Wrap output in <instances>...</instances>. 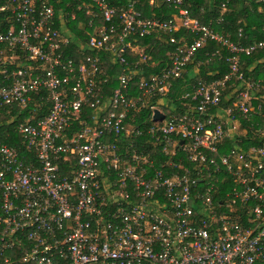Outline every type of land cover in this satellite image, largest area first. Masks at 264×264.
Wrapping results in <instances>:
<instances>
[{
	"label": "built area",
	"instance_id": "2783aa9c",
	"mask_svg": "<svg viewBox=\"0 0 264 264\" xmlns=\"http://www.w3.org/2000/svg\"><path fill=\"white\" fill-rule=\"evenodd\" d=\"M160 1L171 17H143L139 0L125 8L83 0L76 9L91 16V32L80 59L61 49L69 37L55 26L65 20L53 1L0 7L14 15L0 31V48H17L33 62L0 69V111L26 107L32 94L50 104L48 114L18 127L23 148L0 138V264H264V141L242 147L250 90L264 88V79L245 81L238 72L239 56L263 48L264 40L233 42L192 17L184 0ZM154 34L170 49L159 72L144 78L138 64L149 57L136 41ZM209 41L228 52V73L183 95L195 103L185 114L154 121L147 131L160 148L154 156L128 147L119 153L117 141L141 134L129 119L156 98L153 119ZM129 52L139 58L134 66ZM113 65L120 71L107 96L102 83ZM234 75L244 88L232 106L221 107ZM87 105L92 124L80 118Z\"/></svg>",
	"mask_w": 264,
	"mask_h": 264
},
{
	"label": "trees",
	"instance_id": "16d2710c",
	"mask_svg": "<svg viewBox=\"0 0 264 264\" xmlns=\"http://www.w3.org/2000/svg\"><path fill=\"white\" fill-rule=\"evenodd\" d=\"M54 2L57 10V15L64 17V24L56 20V28L61 31L63 36H68V43L61 45L65 56L76 57L80 59L88 54L87 41L91 29L87 25V21L91 16L85 15L81 10L76 9V6L83 0H51ZM90 2V0H84ZM112 4L119 8H125L128 0H110ZM7 0H0V7ZM148 0H139L137 9L146 18H169L172 15V10L169 9L160 0H154L153 4H148ZM68 4V5H67ZM185 7L188 8L192 17L196 18L202 24H210L212 28L223 36H227L233 42H240L245 45H250L264 40V0H184ZM75 13V18L70 19V13ZM65 13V16L62 14ZM14 20V15L10 8L0 9V31H5L9 28ZM97 25L103 24L100 18L95 19ZM241 30V36L238 35V30ZM182 32H180V35ZM154 34L148 37H143L137 40L140 47H146L148 53L147 62L138 64V67L145 69V72L140 74L144 78L159 72L160 68L165 64L167 57L165 51L170 49L169 45L161 42ZM165 37V34H162ZM197 37L198 34L191 35ZM188 40H192L190 37ZM2 49V48H0ZM219 49L222 52V57L213 56L212 53ZM22 51L19 49L3 48L0 55V69L6 65L12 69L18 65L32 63L23 57ZM84 53V54H83ZM24 54V53H23ZM228 52L214 41H209L204 47L196 51L195 57L191 63L186 66L184 78L173 82V88L169 94L162 98V102L158 105L165 110L163 113L166 117L171 115H183L186 108L194 107L195 103L183 98L187 92L192 90V87L198 81H211L220 79L228 73V63L225 58ZM130 66L138 61V56L131 52L126 55ZM152 62L156 65L150 66ZM239 73L243 79L250 81H258L264 79V47L254 50L251 54H241L239 56ZM120 71L117 65L111 66L108 71V82L102 83V93L109 95L111 90L117 85L116 75ZM139 75V76H140ZM138 76V77H139ZM137 80V78H134ZM242 84V85H241ZM244 88V84L235 75L227 81L225 88L222 90L221 107L232 106V102L236 98L238 91ZM41 96L35 95L32 102L26 107L13 105L8 107V111H0V138L5 142L12 143L15 147L23 148L24 145L20 142L18 127L25 123H34L44 115L48 114L50 104ZM250 97L253 100L254 110L252 108L248 122L243 121L244 126H250L247 130V136L243 135V150H248L251 145H260L264 141V88L258 90H250ZM165 100V102L163 101ZM156 98L151 99L147 104L136 113L133 119H129V123L134 128H138L141 134H132V137L125 142L117 141L119 153H124V148L128 147L130 153L133 151H145L149 156H154L160 150L158 145L151 139L148 134V128L155 126L156 123L152 119V106H156ZM259 109L257 110V107ZM172 108V109H170ZM155 110V109H154ZM93 108L89 105L84 107L81 119L92 124ZM255 122V123H254ZM253 124V125H252ZM78 126L76 123L73 127ZM256 128V131L253 130ZM123 149V150H121ZM222 152V151H221ZM161 158L163 156H160ZM68 170V169H67Z\"/></svg>",
	"mask_w": 264,
	"mask_h": 264
},
{
	"label": "water",
	"instance_id": "95a60500",
	"mask_svg": "<svg viewBox=\"0 0 264 264\" xmlns=\"http://www.w3.org/2000/svg\"><path fill=\"white\" fill-rule=\"evenodd\" d=\"M164 118V114L161 113L159 110L155 109L154 110V115H153V120L154 121H159L162 120Z\"/></svg>",
	"mask_w": 264,
	"mask_h": 264
},
{
	"label": "rangeland",
	"instance_id": "374dc122",
	"mask_svg": "<svg viewBox=\"0 0 264 264\" xmlns=\"http://www.w3.org/2000/svg\"><path fill=\"white\" fill-rule=\"evenodd\" d=\"M163 101L165 102V100H164V99H163ZM249 104H250L251 108H253V110H254V106H253V100H250V101H249ZM158 109H159V110H161L163 113H165V110H163V109H162V108H160L159 106H158ZM170 109H172V108H170ZM239 128H241V126H240Z\"/></svg>",
	"mask_w": 264,
	"mask_h": 264
}]
</instances>
